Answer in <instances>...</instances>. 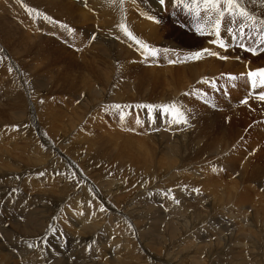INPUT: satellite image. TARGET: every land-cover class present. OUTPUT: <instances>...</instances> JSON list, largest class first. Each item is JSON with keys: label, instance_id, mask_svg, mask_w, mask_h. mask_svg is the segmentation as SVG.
I'll use <instances>...</instances> for the list:
<instances>
[{"label": "rangeland", "instance_id": "374dc122", "mask_svg": "<svg viewBox=\"0 0 264 264\" xmlns=\"http://www.w3.org/2000/svg\"><path fill=\"white\" fill-rule=\"evenodd\" d=\"M38 1H40V2H38ZM65 1H68V2H66V4H65ZM100 1H102V0H97L96 9L94 8V9H92V12L89 11L87 13V16L89 14L92 15L91 21L88 20V22H87L85 20V18L82 19L81 17L77 16L76 12L74 13L75 9L73 8L72 3L79 6V8H81V6H82L83 9H86V7L84 6L85 2L87 3V5H89L91 7L92 5H95V4H93V1L89 2V0H86V1L85 0H83V1L82 0H20V2H18V0H0V12H1L0 13V40H1L0 41L1 42L0 43V86H1L0 88L2 91V86L5 84V82H7L8 78L6 76H8L10 79L9 84L10 85L13 84L14 90L18 91L15 88V83H16L15 81H17V83H19L21 87H23V85H21V82H23L25 84L24 86H25L26 92H27V94H25V92L23 93L27 102L23 100L24 103L20 107L10 106V104H6L7 101L3 102V104H4V105L2 104L3 106H0V110H2L5 113V114H1L0 117L3 120H6V118L8 116V125H1L0 126V129H1L0 130V146H4L6 144L5 142H7L6 146H8L10 149L13 147L10 150L13 153H11L9 155H12L14 159L24 158V159L28 160L29 157L32 158L33 156L25 155V154H22L21 152L22 151L25 152L28 149L27 147H29V146H30L29 148H31V146L34 144V142H35L34 145H36V146L33 145L32 146L33 148L29 149V151H31L32 149L37 147L38 144L41 145L43 135H45L47 132H49V130L59 131L60 130L59 129V126H60L59 123L62 124L61 122H63V124H65L67 122V119L70 118L65 113L66 112L68 113V112H70L71 109H73L75 111V113L79 112V113H82V115H81V121L77 125L79 127L76 126L73 129L74 133H76V138L72 141V144L73 145H79V144L81 145L82 143H83L82 145H86L88 143L94 144L93 147L91 146L90 148L88 145H86L85 150L84 149L79 150V152L82 156L85 154L84 156H86V159L87 158L90 159L89 158L91 156L90 153L92 151H95L96 159L99 160V163L96 164V166H95L96 168L90 167V166H92V165H90L89 167H87V170L90 173L98 174V175H96V178L98 179V181L100 183H103V180L109 181V179H107L106 177H112L111 175L117 171L115 166L118 167L119 164H124V166H123L124 168H126L125 167V165H126V166L131 167V168L134 167V169L136 167H139V166L141 167V168L139 167L140 169H142V167L145 169L144 166H147V168H149V166H150V168L155 169V170H151V171L153 174L154 173H155V175L157 174V176L148 175L149 177L143 176L146 174L141 175L142 173H145L144 169H142V171L141 170L139 171L137 168V169H135L136 171L135 170L131 171L132 172L131 173V179L133 178L132 181L135 180L137 184L140 183V185L138 187L139 190L138 189L136 190L137 193H140L139 191L140 190L142 191V189H143V191L145 190L144 189L145 187L143 186V188H142V186H141V184H143L144 181L145 182L151 181V183H153L155 181L154 183L156 184L157 181L159 183V181L161 180L160 182L163 183L162 179L164 180V178H165L164 182L166 180H168L169 173H173L172 174L173 176H171L169 178V180H171L172 177L177 179L176 177H178V176L185 178V179L187 178L188 180L186 179L185 183H183L181 181L182 183L180 182L179 184H182V186L184 188H185V186H187L186 189L190 192L187 196H185L184 201H183V204L186 205L185 207L189 206L188 216L187 215H180L181 212H179V213H177V216L180 215L179 218L176 216H175L176 218L174 217L175 219L171 218V217H168V218L166 217L162 221L159 220L157 223H153L155 221V219L153 217L155 215V213L151 210L152 207L156 208L157 211H159V210L163 211V210L169 209L168 211L172 212L173 214H174L173 209H175V207L172 206V199L169 200L167 198L166 199L167 202H166V200H164V197H163L164 194L160 195L161 199H159V197H157L160 194V192L163 193L162 191L159 190V191H150L149 194H146L145 198H143V199H150V197H152V198L156 197V199H159V200L151 199V202L149 204L147 203V205H144V208L146 210H150V215L152 214V217L150 219H148L147 217H145L146 219L140 217L139 218L140 220H139L136 216V217H134V219H132V220H134L135 223L132 221H131L132 222L131 223L129 221V222H123L124 224L121 225L122 221L114 220L112 222V220L110 218L108 219V217H106V222H107L108 226H111L112 228H115V227L121 228V226H123V228L125 229L123 231V234H130L131 235V239L136 242V246H137L139 251H140V249L138 247L139 245L137 244V243H139L138 239H140L142 242H144V244H145V242H147L148 244L146 243V245H149V244L151 245V243H152V245H153L152 250L153 251L158 250L157 253L160 251V253H161V254L159 253L160 255L164 254L165 250L169 247L170 244L178 241L180 239L179 236L183 237L185 235L184 233H183V235H180L178 233V234H176L177 237L175 236V238H177V239L174 240L175 238H173L171 240V238L169 236L170 234H168V232L170 231L171 228L168 227V231H167L166 226H170V224L173 221L179 222L178 224L176 223V225H177L176 227L179 230L183 229L184 226H192L191 223H187L186 221L189 219V217H190L189 215L192 214L191 215V217H192L194 213H196V216H197V218H195L196 220L194 219L197 226H207V225L213 226L214 230L216 229L215 231H217V233H221L222 231H224V229L228 227L227 223H229V221L232 222L231 220H233L235 222L234 226H240L241 224L244 226H264V218H263L264 215L260 214V217H262V218L259 219L260 218L259 217L258 219H256L254 217V214H253V213H255V208L254 209L249 208L247 210L248 212L245 211L246 209L241 208L240 212H245V213H247L246 215H244V213L238 212L237 206L238 207L240 205H241L240 207L245 206L244 202L241 203L242 199H240V197L242 195L239 197H236L233 202H230L227 204L228 207L231 206L230 207L231 209L232 208L234 209V207H235L236 208V209H234L235 211H232V212L229 211L226 213L225 212L219 213L220 212V209H219V210H217L219 213V214L217 213V215H216L217 217L210 214L208 212V210H205V211H207V212H205V211H202L204 209L200 208L199 206L191 205V199L194 196L200 198L198 201H203V200H206L207 198H210V195L220 193L221 190L214 188V186H213L215 176L218 173V171H222L224 173L225 172L227 173V172H229V169H231L233 166L237 165V164H234V160L230 161V159L232 156H235V154L232 152H240L241 150H242L241 151L242 154L243 155L245 154L247 156V158H246V156L244 155L246 160L249 163L248 164L249 166L247 167L248 170L247 169H245V170H247L248 173L251 174L250 176H252V174H253V176L256 175L257 177L259 175L261 176V177L259 176L258 178L256 177V179H258V180L256 181L255 184L257 186V190L262 191V188H261L262 183L260 181L264 182L263 181L264 180V170H263L264 169V134L262 135L259 132H255V133L252 132L253 134H251V130L253 127L252 124L257 121V116L262 114L261 109L264 108L263 107L264 104L255 100V103L259 104L262 107H261V109H258V110L256 109V110L252 111L253 113L250 112L249 118L247 116H244L242 113H240L241 111H239V110H238V113L235 114L234 112H236L237 110L236 109L234 110V107L236 108V106H238V104L233 101L235 99H232L228 90L225 89V88H227L226 80L220 79L219 78L220 75L219 76L214 75V76L208 77L210 74H206L205 77H208L210 79L214 78V77L217 78L219 84L221 85V89L224 88L226 90L227 94H224L223 91H221V92L215 91L214 92L207 85L198 84L197 83L198 81L196 82V80L191 83L190 81L192 78L190 79V75H188V74L184 75V77L182 79L179 77V74L181 73V71L183 69H187L189 64L190 65H192V63L194 64V61H184V62H177L175 64H169L168 58L176 59L177 56H179L182 60L184 54L187 52L198 50L201 47H212V46H209L207 43V40L209 39V37H201V36L197 35L193 30H190V27L181 28L179 26L178 21H183L186 19L188 20L189 25L191 24L190 18L185 17L184 14L181 12V10L173 9L170 5L167 8H161L158 5V0H136L135 5L131 2V0H126V3H125L126 22H127L128 26L130 27V29L132 30V32L137 37L143 39L144 41H146L150 45H153L157 48L175 49V52L169 53L168 58H166L164 56V54L161 53V55L155 59L149 58L148 61H144L143 58L140 56L139 52L136 51L135 45L133 44L130 47L129 45L132 44V42L127 41V39L125 37H123L122 34H121L120 40L117 41V39L114 38L115 34L117 33V29L114 27V25L119 20V11H118V9H114L113 7H110L106 2L104 3L103 1L102 2H100ZM61 2H63V3H61ZM39 3L40 4L42 3V4L39 5ZM90 3H92V4L90 5ZM37 4H38V6H36ZM25 5L37 8L40 11L45 12L46 14L52 16L54 19L59 20L63 23H66L74 31L72 33H69V32H67L66 29L59 28L58 25H52V24H49V23L43 21L42 18H39V17L34 18L33 16H30L26 11ZM18 6L21 7L20 8L21 10L19 9ZM49 7H50V9H49ZM69 8L70 9L72 8V9L70 10ZM82 8H81V10H82ZM61 9H63V10H61ZM67 9H69L70 11ZM86 11H88V10H86ZM140 11H144L149 15H155L157 20L160 23L155 22V24H154V21L147 19L146 16L140 15ZM174 11L177 12L178 15H173ZM20 12H22V15H20ZM62 12L64 13V15ZM97 12L99 14H97ZM103 12H104V14H103ZM15 13H17V14H15ZM100 13H101V15H100ZM104 15H106V16H104ZM109 16H113V17H109ZM129 17L139 19L142 22L143 21L149 22V26H150L149 31L147 30V28L143 24H140L143 27L141 29L139 28V30H138V25H136V23L133 20H131L132 22L128 21ZM93 18H94V20H93ZM105 19H106V22H107V20L109 21V22H107L108 24L105 22ZM92 21H94V23H92ZM95 24H97V25H95ZM102 26H104V27H102ZM151 26H153V28ZM92 28H93V30H92ZM2 30L5 32H2ZM7 30H8V32H7ZM144 30H145V32H144ZM153 30H155V32ZM150 31L152 33L153 32L154 33L153 34L151 33L152 34L151 35L149 33ZM4 34H6L7 37H11L12 42L10 43L9 46L4 41L5 36H6V35L4 36ZM91 34L92 35L95 34L96 37H98L97 39L100 40V42L107 43L109 45V46L104 47L105 53H108V54H105L106 57H103L101 55L102 52L97 51V49L94 48V46L97 45L96 40L89 42V36H92ZM147 34H149L150 37ZM154 34L157 35L156 36L157 38L160 37V39L159 38L157 39ZM142 35H143V37H142ZM158 35H160V36H158ZM161 35H162V37H161ZM151 37H152V39H151ZM185 37H186V39H185ZM80 41L81 42L85 41L82 44V46L80 47V49H83V50L87 49V51H89L91 53L87 57H91V55H93V56H95L96 59L101 60V61L95 60L96 61L95 62L93 59H89V60L86 59L89 62L93 61V66L95 65L94 66L95 71H83L82 74L79 73L80 72L79 70H81V69H78L80 66V65H78V64H80L79 63L80 60L78 62L77 60H74V59H80L79 57H80V55H82V54H79V51H77L79 49L76 48V43L80 42ZM22 42L24 44H22ZM100 42L98 43V45L100 44ZM119 42L122 43L125 47H123V46L121 47ZM2 43H3V45H2ZM16 44H17V46H15ZM115 46H116V48H114ZM119 46H120V48H119ZM26 47H28V48H26ZM25 49H27V50L25 51ZM126 49H128V50H126ZM235 49L236 50L234 52L236 53V55H238L240 57L239 61H242V62L246 61V62H249L251 64H257V63H259V61H261V60L257 59L256 57L252 58V56H250L251 55L250 53L243 51L239 47H236ZM116 51H117V53H116ZM128 51L132 52V55H130ZM18 52H20V54L22 53L21 56H19ZM223 52L226 54L227 50L223 49ZM17 53H18V55H17ZM23 53H25V54L23 55ZM109 56H111V57H109ZM72 57H74V59ZM203 59H205V58H203ZM63 60H64V62H62ZM70 60H71V62H70ZM211 60H210V62H211ZM235 60H236V58H235ZM36 62H37V64H36ZM201 63H204V60L201 61ZM39 64H40V66H39ZM66 64H67V66H66ZM72 64L74 66L78 67V68H76L77 72L74 71V69H71ZM97 64L99 66L98 68H97ZM147 64H148V66H150L149 68H148V66H145ZM198 64H200V62ZM107 66H110L112 71H113V75L109 80H106V78L104 77L105 69ZM151 66L153 67V69L150 70ZM8 67H11L13 69V71L8 72V70H7ZM149 70H150V72L152 71V74L149 72ZM5 71H7L8 73ZM154 72L156 74H154ZM158 72H159V75H157ZM164 73H165V75H164ZM233 74L236 75V72ZM122 75H124L123 76L124 78L123 77L121 78ZM84 76H86V77H84ZM114 76H116L118 83L115 84L113 81V84L116 87H118L119 93L111 91V88L108 86V83L110 82V80ZM163 77H165V79L168 80V81H165L166 83L164 82L165 79ZM86 78H89L90 81L92 82L91 86L85 80ZM145 78H146V80H144ZM19 79L21 82L19 81ZM161 79H162V81H161ZM68 80H70V81H68ZM25 81H27V83ZM131 81H133V82H131ZM67 82H69L70 85ZM85 82L87 84H85ZM181 82L188 83L186 88H182L179 85ZM227 83L231 84L232 82H227ZM87 85H88L89 89L87 88ZM176 86H177L176 91L177 90L178 91L177 92L175 91L173 96H169V93L173 90L174 87L176 88ZM190 88H202L205 91H207L208 92V99H209L210 103H204L201 99H199L197 102H198L200 107L198 108V106L195 105V101L194 102L191 101L192 96L183 95V93L188 92L190 90ZM72 90H74L73 91L74 93H72ZM96 91L98 93L103 92V96L100 99L93 101V98H97L98 93H96ZM210 91H212V92H210ZM3 93L4 92L2 91V93H0V95H2V97L4 98ZM91 94H94V95L91 96ZM83 95H88V96L90 95L89 100L93 101V102L91 101L87 105L89 108H87L88 110H85V111H83L81 108V107H84V105L87 103L86 100L83 99L84 98ZM117 95H119L120 97H118ZM153 96H154V98H153ZM29 98H31V103H29L30 102ZM122 98H124V99H122ZM221 98H223V101L221 102L222 104L220 103L219 106H217V104L219 103ZM41 99L44 101L43 102L44 105L42 103H40ZM173 100L176 101V103L179 106H182L184 109H190L191 110L190 112H188L189 126H187L186 128L183 125H175V124L169 125L168 124V127H167L168 129L162 128V130H161L160 126H162V125L160 122H162L163 118H165V117L155 116V113H154L155 118L153 121L149 120V129H148V127L146 126V120L144 119L143 113H142V111H143L144 116H147V114H146L147 110L136 109L134 107V105L136 103H157L158 101H159L158 103H162V102H170ZM191 102L194 104H192ZM101 103H103V104H101ZM49 104L52 106L53 109L56 107L54 110L58 115L56 123L60 119V113L64 112V115L62 117L63 119L61 118L62 120L60 119V122L57 124L55 123L54 125L53 124H47V125L45 124V121L43 120L42 112L39 109L40 107L50 106ZM112 104L132 105L133 106V107L124 109V111L127 114L125 116V121L123 123H121V121L119 119V112L117 110H115V109H111L109 111L104 110L105 106L112 105ZM31 105L34 106V112L40 118L34 117L31 113H27L28 109L31 107ZM212 105H215V107H212ZM213 108H216V109L222 110V111L216 112V115L213 116L214 112L210 110ZM6 109H8V111L11 112L12 116L10 115L9 112H6ZM11 110H17L16 114H12ZM253 116H255L254 120H253ZM137 117H139V119L142 121V123L140 125H137L135 123V120ZM115 118H116V122H117L118 126H120L119 131L116 130L118 128L111 126V130H114V131H113V133L109 134L106 132V130H110L109 129L110 125H114ZM242 118H244L247 121V123H249V121H250L248 126L245 123H243V121H240V119H242ZM214 119L215 120H220V119L223 120L224 119L225 124H223V127L221 128L219 126L218 122L216 123L214 121ZM105 121L108 124L107 127H105ZM100 122H103V123L100 124ZM129 122H131V123L128 124ZM37 123L40 125L39 128H41V129H39L38 131H34V129H35L34 125H36ZM165 123H167L166 119H165ZM102 124H104V125H102ZM82 125H84V126H82ZM225 125H228V127L230 126L231 129H238V128L241 129V132H243V134H244L242 137L243 138L247 137V138L244 140L241 137L239 139L240 143H238V141H237L233 144L234 146L230 144L232 140L231 141L226 140L227 143L229 144V147L225 149V147L223 145V147L221 148L223 150V152L219 151L220 153L218 152V155L217 154L216 155H213V154L210 155L209 154L208 158H205L206 160L199 159L198 162L199 163L201 162L200 164L202 167H206L205 169H211V170L213 167H215L217 169V171L206 172L204 174L203 178H198V180L195 181L192 178V175L195 172V170L196 171H202L199 166H196L197 167L196 168L195 166L193 167V165H191L194 163V160L196 157V155H194V154H196L195 152L197 151V146L196 147L194 146L195 141L198 142L197 141L198 139L201 140L204 136V133H206V132H207V137L202 139L205 141V143H209L211 141V139H215V138H217V140L220 141L223 133L224 134L229 133L228 132L229 129H227V127ZM250 125H251V127H250ZM4 126H6V127H4ZM13 126H15V127H13ZM134 126L137 127L141 132L145 133V135H146L145 137H147V138H142V141L144 142L145 145L147 144L146 149H142V151H141V149H140L141 147L138 146V144H136V145L139 148H136L135 146L131 145V146H133V148H131V146H130V148L132 149V151H130V154L119 155V153H122L120 150L126 147V144L124 145V143H126V142L129 143L130 141L132 142V140L135 141L133 139V136L135 137L136 135H134L133 132L127 133V130L130 129V127L133 128ZM60 127H63V126H60ZM176 127H180V128L182 127V128L177 131V130H174V129H176ZM79 129H82V130L80 131ZM226 129H227V131H226ZM31 130H33V132L30 135V138H32V136H33L34 142H32L31 140H27V138L30 139L29 134H30ZM76 130H77V132H76ZM84 130H85V132H83ZM123 130H125L126 132ZM169 130H170L171 134H170ZM173 130L175 131V133L177 132L178 135H177V133L175 134ZM203 130L205 132H202ZM1 131L4 133H1ZM7 131H9V132L7 133ZM10 131H11V133H10ZM184 131H186L187 134L184 133ZM165 132H167V133H165ZM249 132H250V135H249ZM160 133H161V135H160ZM116 134L119 136V138L118 139H111L112 136H114ZM183 134H185L184 135L185 138H184V136H182ZM96 135H97V137H96ZM179 135H181V136H179ZM167 136H168V138H167ZM108 137H110V138H108ZM182 137L184 140L182 139ZM257 137H259V138H257ZM123 138L124 139L127 138L129 141L124 140ZM36 139H38L39 142H36L35 141ZM86 139H88V140H86ZM180 139H182L183 141L179 142ZM24 140L27 143H25ZM48 140L50 141L51 146H54L57 151L66 153V149H64L63 147H60L58 145H55L56 144L55 133L50 135ZM108 140H109V143H108ZM110 140L118 142L116 145L118 147L117 149H118L119 153L114 151L117 155L114 152L111 153V149L116 148V146H115V144L111 145ZM254 140H256V141H254ZM257 140L259 142V145H258L259 147L257 146V144H258ZM80 141L82 143H80ZM104 141L106 143H104ZM221 141H222V139H221ZM86 142H88V143H86ZM171 142L172 143L174 142L173 143L174 145ZM75 143H78V144H75ZM153 143L155 145H153ZM189 143H190V145H189ZM26 144H27V146H26ZM100 144L101 145L103 144V146H101ZM109 144H110V146H109ZM252 144H253V146H251ZM254 144H255V147H254ZM19 145H22V146H19ZM175 145H176L177 149L179 148L178 149L179 155L181 154L182 148H184L185 146L189 145L188 147L190 149L188 148L186 150V152H184L183 155L185 156V159H184V156L181 157L182 161L185 160V162H183L184 164L181 163V165L179 167L173 168L171 170V168L169 166L172 164L168 165L167 158L171 157V156L172 157L175 156V155H170L171 151H169V150H171L170 146H172V149L175 151V147H174ZM246 146H247V148H246ZM249 146H250V148H249ZM69 147L70 146H68L67 148H69ZM243 147H245V149ZM15 148H18L19 150L15 149ZM87 148H89V149H87ZM50 149H52V148H50ZM109 149H110V151H109ZM152 149L155 151L156 156L150 154ZM253 149H255V150H253ZM260 149H261V151H260ZM144 150H145V152H143ZM83 151H85V152H83ZM139 151H141V152H139ZM88 152H89V156H88ZM104 152H105V154H104ZM245 152L246 153L248 152V153L246 154ZM261 152L263 153V155ZM112 154L113 155L115 154L114 157ZM134 154H136V156ZM191 154H192V156H191ZM68 156L70 158L71 155H68ZM100 156L102 158L103 157L104 158L102 159ZM131 157H133V158H131ZM151 157L154 158L153 162L151 161ZM176 157L177 156H175L176 160L177 159H178V161L181 160V159L176 158ZM248 159H250V160H248ZM11 160H13V159H11ZM162 160H164V161H162ZM165 160H166V162H165ZM227 161H230V162L228 163ZM258 162H259V164H258ZM262 162H263V164H261ZM106 163L109 165H107ZM115 163H117L118 165ZM151 163H153V165ZM23 165H25V164H23ZM28 166H30V165H25L24 168H26ZM151 166H153V167H151ZM21 169H22L21 172H23V168H21ZM76 169H78V166L76 167ZM156 169H157V171H156ZM162 169H164V170H162ZM176 169H178V170H176ZM31 170H33V168L28 169L27 172L30 173ZM232 170L233 171H231V173H233L234 175L241 173L239 171V169H235L234 167ZM252 170L254 171V173H252L253 172ZM256 170H257V172H256ZM138 171H139V173H138ZM133 172H135L134 173L135 175H133ZM159 172H160V174H158ZM260 172H262L261 173L262 175L260 174ZM15 173L19 174L17 169H16ZM255 173H258V174H255ZM106 174L108 176H106ZM116 174H114L113 176H115ZM30 176H31V174H30ZM97 176H99V177H97ZM101 176H103V177L101 178ZM80 177H82V176H80ZM80 177H77V179L75 178V181L73 182V183H75V185H74L75 190L73 189V194L76 195L78 193L79 202H78V200H76L75 202L80 203L79 205L83 206V207L80 206L82 208V209L80 208V213L81 212L86 213L87 212L86 210H88V206H86V205H89L88 204L89 201H91L95 205V203L92 200V198H95V196L88 195V196H91L92 198L89 197L88 198L89 200L87 199V201H82L86 194L80 193V191L84 189V187L86 186L85 184L87 182L84 178H80ZM129 177H126V178H129ZM233 178H236V177L233 176ZM28 179H35V177L28 178ZM205 180H207L206 183H205ZM151 183H149L148 188L151 187ZM208 183L210 185H207ZM191 184H193V185H191ZM258 187H260V188H258ZM55 188L56 187H54L52 189H55ZM106 188H108V187H105L104 189H106ZM193 188H199L200 192L199 193L193 192L192 191ZM244 189L245 188H242V190H244ZM12 191L8 192L10 199L5 197L4 198L5 201L6 200L12 201L11 199L15 198V193H16L15 191L16 190L13 192ZM157 192H159V193H157ZM73 194H70V195H73ZM171 195L175 196L172 193H171ZM262 196H263V194H262ZM69 200H70V197H68L65 200V202L63 204H61L60 202H57L50 197H47L44 202H46V204H48L49 207L47 208V206L45 205L44 202L42 204L38 203L39 205H43V206L39 207V205L37 204V199L34 196L30 197L26 193H23V202L21 204H17L15 206V212H17L18 210H19L18 212H20L21 209H25V213H28L29 211H31V210H28L25 208V205L27 202L28 206L32 207V209L35 207V209H33V210H37L36 214H38V215L40 214L41 215L40 218L42 217V214H43V217L47 216V218H48L47 220L49 222L47 221V223L44 225L45 227H46V225L47 226L53 225L54 228L56 229L55 232L50 231L49 229L46 231V232H50L48 234V237H47V244L46 245L42 242H39V241H41L40 239H37V237H43L45 235V234L43 235L42 233H41L42 235L39 234L38 236H33V237L31 236L30 241H32V242L27 240V242L31 243V244H36V245L40 244L38 247H35L32 249H30L28 247H22L23 249L26 248V250L28 251L25 255L28 260L34 261L37 264H57V263L58 264H77V263L80 264L76 260L77 256L75 255V252L73 253V252L68 251V252L64 253L65 250L63 249V246L60 245L61 243L68 244L69 238L61 235V233H63V232H62L60 226H63V225H61L59 222H62V223L64 222L65 224H70V225H78V222H82V220L83 221L85 220V218H83L82 214H81L82 218H83V219L81 218L82 220L78 219L77 216L75 215V213H77L75 211H77L78 208L74 207V208L68 209V207H69L68 205L71 206L72 204H75V203L71 204L69 202ZM53 201H55L56 204ZM237 201H238V203H240V205H237ZM100 202L102 204L101 200H99V201L97 200L96 208H98V209H99V206L101 205ZM168 202H169V204H167ZM0 203L1 204L3 203L2 198H0ZM85 203H87V204L85 205ZM93 204H91V206L94 207ZM173 204H174V202H173ZM18 206H19V209H18ZM0 207H1V205H0ZM42 207L45 208V209H43V211L45 210L44 212L41 209ZM72 207H73V205H72ZM39 208L41 209L40 211H38ZM46 210H48V211H46ZM11 212H13V210L10 211V214H7L3 218V221L1 222L2 224L0 225V233H1L0 236H3V234H5L8 231H9V233H13V230L15 228L12 227V224L13 225H17V224L19 225L20 224V226H21L22 223H20V222L25 221L28 217L32 218L34 215V214H29V216L25 215L20 220H18L17 217L15 216V214H13ZM71 212H73V213H71ZM183 212H184V210L182 211V213ZM100 213H101V211H100ZM104 213H105V211L101 214H104ZM163 213H168V212L163 211ZM237 213L240 215H238ZM36 214L34 215L35 220H37L36 217H38V215H36ZM209 214H210V217L208 219ZM230 214H234L235 216H239V217H241V219H234V218H232L233 215L230 216ZM252 215H253V217H252ZM54 216L58 217V219L53 220L52 217H54ZM182 216H183V218H181ZM204 216H206V217L204 218ZM243 216H246V217L243 218ZM50 217H51V219H50ZM185 219H186V221H185ZM67 220L69 221V223L65 222ZM137 220H138V222H137ZM141 220H143L142 221L143 224L141 223ZM152 220H154V221H152ZM255 220H256V222H255ZM239 221H241V222H239ZM160 222H162V223H160ZM37 223H39V222H37ZM126 223H127V225L131 224L132 228H129L127 225H125ZM138 223L142 224L145 227L143 229H141L139 227L140 224H138ZM164 223H167V224H164ZM198 223H199V225H198ZM8 224H9V226H8ZM161 224H162V227H160ZM229 224H231V223H229ZM40 225H41V223H40ZM152 225L153 226L154 225L159 226L158 228L162 229L160 231H155V233L159 234V235L164 234L163 235V242H164L163 244L164 245H162L160 243V239L156 240L157 235L153 234L154 235L153 241L151 240L152 238L150 239V237L148 236L147 230L151 231V228L148 226H152ZM174 225L175 224H173V226ZM21 227L26 228L27 226H21ZM180 227H182V228L180 229ZM11 228H13V229H11ZM194 228L195 227L188 228V230L186 232L188 234H191V233H193L194 230H192V229H194ZM199 229L200 230L195 229L196 232L195 231L194 232L196 234L208 232V230L211 228L208 229L207 227L206 228L202 227ZM233 230L235 231V228ZM233 230H230V228L228 227V230L224 231L223 233H226L227 235H229L227 232H229V233L234 232ZM259 230H260V232H259ZM15 231L16 230H14V233H16ZM141 231L143 232V234ZM255 231L256 232L258 231L257 232V233H259L258 236L262 237L260 239H264V229L263 228L261 229V227H258V228L256 227ZM261 233H262V235H261ZM140 235L141 236L143 235V236L139 237ZM164 237H166V239H164ZM100 239H97V238L95 239V242H96L95 246L99 247L97 253L94 256L95 259H97L100 256L99 255L100 250H106L107 248H109L110 246L113 245V242H112L113 239L111 237H108L107 234L102 235L100 237ZM168 239H169V241H168ZM195 240H197V239H195ZM1 241H2V243H4L3 240H0V246H1ZM198 241L199 240H197V242ZM79 242H80V240H79ZM263 244H264V242H263ZM82 247H84L85 250H88V249H86L85 246H82ZM2 248L4 249V250H2V253L6 254V256L8 253H11V251L8 250L5 246H3ZM22 248H20V249H22ZM102 248H104V249H102ZM154 248L155 249L157 248V250H155ZM161 248H164V250ZM41 249H43V251H41ZM145 251L146 250L142 251L143 252V253H141L142 256L147 255L145 253ZM149 252L152 253L151 251H149ZM15 254L17 255V252H15ZM66 254H69V255H66ZM229 254L232 256V258H235L236 256L241 255V253L239 252V247H233L232 250L229 252ZM8 256L12 257V255H8ZM28 256H30V257H28ZM110 256L111 257L113 256L112 252L109 254V257ZM73 257H74V259H73ZM129 257H130V255H129ZM6 258L9 259L8 257H6ZM86 258H88V257H86ZM86 258H85V261L87 262ZM203 259H205V258H203ZM50 260H52L53 262ZM125 260H126L125 262H128L129 258H125ZM145 261L143 260L140 263L141 264H143V263L152 264L151 262H149V259L147 260L148 262H145ZM237 262H240V264H243L244 263L243 256H240L239 258H237ZM0 264H4V263H0ZM187 264H194V262L192 261L190 263L187 260Z\"/></svg>", "mask_w": 264, "mask_h": 264}, {"label": "bare ground", "instance_id": "6f19581e", "mask_svg": "<svg viewBox=\"0 0 264 264\" xmlns=\"http://www.w3.org/2000/svg\"><path fill=\"white\" fill-rule=\"evenodd\" d=\"M83 1V0H82ZM86 1V0H85ZM90 1H93V4L95 5H92L91 7L88 5V7L86 9H83L82 6V10L81 8H79V6H77L76 4H73V9L74 10V13L76 12L77 13V16L78 17H81L82 19L85 18V20L88 22L91 21V16L92 15H88L87 16V13L89 11L92 12V9H96V6H97V0H89ZM104 3L106 2V0H102ZM100 1V2H102ZM28 2V1H27ZM37 2V1H36ZM40 2V1H38ZM56 2V1H55ZM66 2L68 1H65V4ZM81 2V1H80ZM156 2V1H155ZM246 2L248 3V6L250 9H254L257 13H264V0H255V5H253V3L251 2V0H246ZM43 3V2H42ZM41 3V4H42ZM45 3V2H44ZM63 3V2H61ZM17 4V3H16ZM39 3V5H41ZM78 4V3H77ZM92 3H90L91 5ZM148 4V3H147ZM150 4V3H149ZM63 5V4H62ZM82 5V4H81ZM85 5V4H84ZM155 5V4H154ZM17 6V5H16ZM38 6V4L36 5ZM60 6V5H59ZM19 9L21 8L20 6H18ZM42 7V6H41ZM40 7V8H41ZM67 7V6H66ZM65 7V8H66ZM156 7V6H155ZM62 8V7H61ZM110 8V7H109ZM50 9V7H49ZM58 9V8H57ZM64 9V8H63ZM61 9V10H63ZM70 9V8H69ZM67 9V10H69ZM72 9V8H71ZM70 9V10H71ZM21 10V9H20ZM46 10V9H45ZM66 10V9H65ZM69 10V11H70ZM88 10V11H86ZM18 11V10H17ZM112 11V10H111ZM19 12V11H18ZM65 12V11H64ZM73 12V11H72ZM90 12V13H91ZM1 13V12H0ZM45 13V12H44ZM63 13V12H62ZM113 13V12H112ZM17 14V13H15ZM19 14V13H18ZM97 14H99L97 12ZM104 14V12H103ZM111 14V13H110ZM20 15H22V12H20ZM64 15V13H63ZM67 15V14H66ZM71 15V14H70ZM101 15V13H100ZM108 15V14H107ZM87 16V17H86ZM95 16V15H94ZM106 16V15H104ZM100 17V16H99ZM103 17V16H102ZM108 17V16H107ZM109 17H113V16H109ZM21 18V17H20ZM97 18V17H96ZM29 20V19H28ZM94 20V18H93ZM104 20V19H103ZM112 20V19H111ZM110 20V21H111ZM131 20H133L136 25H138V30L139 28L141 29L143 26L140 25V24H143L147 30L149 31V22L147 21H141L139 19H136V18H133V17H129V20L130 22H132ZM97 21V20H96ZM95 21V22H96ZM105 22H106V19H105ZM107 22H109L107 20ZM106 22V23H107ZM142 22V23H141ZM91 23V22H90ZM92 23H94V21H92ZM100 23V22H99ZM105 23V24H106ZM160 23V22H159ZM167 23V22H166ZM84 24V23H83ZM108 24V23H107ZM106 24V25H107ZM155 24V22H154ZM22 25V24H21ZM97 25V24H95ZM94 25V26H95ZM103 25V24H102ZM152 25V24H151ZM92 26V25H91ZM132 26V25H131ZM2 27V26H1ZM5 27V26H4ZM97 27V26H96ZM104 27V26H102ZM101 27V28H102ZM153 28V26H151ZM136 28V27H135ZM93 30V28H92ZM95 30V29H94ZM22 31V30H21ZM147 31V32H148ZM155 32V30H153ZM162 31V30H161ZM178 31V30H177ZM2 32H5L2 30ZM8 32V30H7ZM145 32V30H144ZM153 32V33H154ZM11 33V32H10ZM15 33V32H14ZM150 34L152 33L151 31L149 32ZM152 33V34H153ZM151 34V35H152ZM157 34V33H156ZM6 34H4L5 36ZM9 35V34H8ZM92 35V34H91ZM141 35V34H140ZM149 35V34H147ZM155 35V34H154ZM163 35V34H162ZM161 35V37H162ZM165 35V34H164ZM2 36V35H1ZM10 36V35H9ZM157 35H155L156 37ZM160 36V35H158ZM90 37V36H89ZM143 37V35H142ZM150 37V35H149ZM154 37V36H153ZM4 38V37H3ZM14 38V37H13ZM98 37H96V42H97V45L94 46L95 49H97V51H101V55L103 57H106L105 54H108V53H105V46H109L107 43H102L100 42L99 39H97ZM157 38V37H156ZM160 39V37H158ZM157 38V39H158ZM188 38V37H187ZM150 39V38H149ZM152 39V37H151ZM150 39V40H151ZM186 39V37H185ZM199 39V38H198ZM17 40V39H16ZM1 41V40H0ZM3 41V40H2ZM5 43L8 44V46L10 45V43L12 42L11 40V37H7V35L5 36V39H4ZM15 41V40H14ZM118 41V40H117ZM155 41V40H154ZM85 41L83 42H77L76 43V48L79 49L77 51H79V54H82L80 55V59H74V57H72L74 60H77L79 62L80 60V65L79 68L77 66H74L72 64L71 66V69H74V71H76V68L78 69H81L79 70L82 74L83 71H95L94 70V66H93V61H87L86 59H93L94 61L97 60V61H101L99 59H96L95 56L91 55V57H87L89 56V54H91L89 51H87V49H80V47L82 46V44L84 43ZM100 42V44L98 45V43ZM121 42V41H120ZM119 42V43H120ZM1 43V42H0ZM94 43V42H93ZM118 43V42H117ZM22 44H24L22 42ZM107 44V45H106ZM116 44V43H115ZM3 45V43H2ZM5 45V44H4ZM121 47H125L122 43H120ZM17 46V44L15 45ZM112 46V45H111ZM211 46V45H209ZM19 47V46H18ZM21 47V46H20ZM213 47V50H216V51H219L222 55H227L229 57L228 60H219L215 57H205V59H200L199 61H194V64L192 63V65H188L187 69H183L181 71V73L179 74V77L182 79L184 77V75H190V79H191V83L193 81L196 80L199 81V79H201V77H205L206 74H210L208 77H211V76H219L221 73H235L236 72V75L239 76V74L241 72H246L248 68H257V67H264V53H258L257 55H251L252 58L256 57L257 59L261 60L259 61V63L257 64H251L249 62H242V61H239V60H235V58L238 56L236 55V53L234 52L236 49V47H229L227 49V53L225 54L223 52V49H218V48H215L214 46ZM24 48V47H23ZM28 48V47H26ZM31 48V47H30ZM29 48V49H30ZM116 48V46L114 47ZM120 48V46H119ZM14 49V48H13ZM122 49V48H121ZM234 49V50H233ZM20 50V49H19ZM18 50V51H19ZM27 49H25L26 51ZM109 50V49H108ZM128 50V49H126ZM125 50V51H126ZM17 51V50H16ZM29 51V50H28ZM23 52V51H22ZM129 52V51H128ZM19 53V56H21L20 52ZM17 53V55H18ZM117 53V51H116ZM249 53V52H247ZM25 53H23L24 55ZM130 55H132V52H129ZM110 55V54H109ZM74 56V55H73ZM247 56V55H246ZM111 57V56H109ZM248 58V57H247ZM37 59V58H36ZM41 59V58H40ZM64 59V58H63ZM212 59V60H211ZM21 60V59H20ZM65 60V59H64ZM64 60L62 62H64ZM204 60V63H201V61ZM211 60V62H210ZM43 62V61H42ZM68 62V61H67ZM71 62V60H70ZM74 62V61H73ZM96 62V61H95ZM200 62V64H198ZM75 63V62H74ZM98 63V62H97ZM5 64V63H4ZM37 64V62H36ZM42 64V63H41ZM64 64V63H63ZM198 64V65H197ZM76 65V64H75ZM160 65V64H159ZM166 65V64H165ZM246 65H247V68H246ZM40 66V64H39ZM47 66V65H46ZM51 66V65H50ZM64 66V65H63ZM67 66V64H66ZM142 66V65H141ZM145 66H148L145 65ZM98 64H97V68H98ZM150 66H148L149 68ZM146 68V67H145ZM8 69V68H7ZM153 69V67L151 66L150 70ZM58 70V69H57ZM140 70V69H139ZM149 70V72H150ZM71 71V70H70ZM7 72V71H5ZM25 72V71H24ZM57 72V71H56ZM77 72V71H76ZM8 73V72H7ZM92 73V72H91ZM152 74V71L150 72ZM170 73V72H169ZM84 74V73H83ZM154 74H156L154 72ZM153 74V75H154ZM22 75V74H21ZM113 75V71L111 69L110 66H107L106 69H105V73H104V77L106 78V80H109ZM152 75V76H153ZM159 75V72L158 74ZM163 75V74H162ZM165 75V73H164ZM124 75L121 76V78L123 77ZM147 76V75H146ZM173 76V75H172ZM8 78L7 82H5V84L2 86V91L4 92V98L2 97V95H0V106H3V102H6V104H10V106H17V107H20L24 101L27 102L25 96H24V92L25 94H27L26 92V88H25V84L23 82H21V85H23V87L20 86L19 83H17V81H15V88L19 91H16L14 90L13 88V84L10 85L9 82H10V79L8 76H6ZM23 77V76H22ZM53 77V76H52ZM86 77V76H84ZM124 78V77H123ZM150 78V77H149ZM165 79V77H163ZM215 78V77H214ZM153 79V78H152ZM18 80V79H17ZM87 81V83L91 86L92 85V82L90 81L89 78H86L85 79ZM132 80V79H131ZM146 80V78L144 79ZM70 81V80H68ZM113 81L114 83H118V80L116 78V76H114L110 82L108 83V86L111 88V91H114L116 93H119L118 91V87H116L114 84H113ZM152 81V80H151ZM162 81V79H161ZM165 81H168V80H164ZM74 82V81H73ZM133 82V81H131ZM69 84V82H67ZM72 83V82H71ZM85 82V84H87ZM166 83V82H165ZM3 84V83H2ZM76 84V83H75ZM233 84H235V86H233ZM70 85V84H69ZM182 88H186V86L188 85V83L186 82H181L179 84ZM95 86V85H94ZM169 86V85H168ZM1 87V86H0ZM108 87V88H109ZM160 87V86H159ZM87 88H88V85H87ZM242 88H244V90H242ZM89 89V88H88ZM177 89V86L176 88L174 87L173 90L169 93V96H173L175 91ZM227 90V88H225ZM224 88L221 89V91H223V93L225 94V90ZM229 91L231 93V98L232 99H235L233 100L235 103L238 104V106H236V108L234 107V110L236 109L237 111L234 112L235 114L238 113V110L241 111L240 113H242L244 116H247L249 118L250 116V112L253 113L252 111L254 110H258V109H261L262 106H260L259 104H256L255 103V99H250L249 100V105H241L239 103V101L241 99H243V97L245 95H242L241 93L243 92H246L248 91V87L245 83L244 80H238L236 82H232L231 84H229V87H228ZM233 89V90H232ZM183 90V89H182ZM1 91V88H0V93H2ZM74 90H72V93ZM122 91V90H121ZM178 91V90H177ZM176 91V92H177ZM220 91V92H221ZM68 92V91H67ZM96 93H98L96 91ZM94 95V94H91V96ZM103 96V92H99L97 94V98H93V101L97 100V99H100L101 97ZM118 97H120L119 95H117ZM163 96V95H162ZM83 99L86 100V104L84 105V107H81L83 111L85 110H88L87 108H89L87 105L92 101H90V95H83ZM154 98V96H153ZM124 99V98H122ZM161 99V98H160ZM24 100V101H23ZM30 102L31 103V98H29ZM159 100V99H158ZM199 98L196 97V96H192V99L191 101L194 102L195 101V105L198 106V108L200 107L199 104H198V101ZM92 101V102H93ZM161 101V100H160ZM223 101V98L220 99L219 103L217 104V106H219V104ZM159 102V101H158ZM157 102V103H158ZM191 102V103H192ZM3 104V105H2ZM43 104V103H42ZM94 104V103H93ZM103 104V103H101ZM194 104V103H192ZM216 104V103H215ZM222 104V103H221ZM44 105V104H43ZM47 105V104H46ZM50 105V104H49ZM105 105V104H104ZM210 105V104H209ZM227 105V104H226ZM258 105V106H257ZM102 106V105H101ZM54 107V106H53ZM94 107V106H93ZM92 107V108H93ZM98 107V106H97ZM209 107V106H208ZM213 107V106H212ZM264 107V106H263ZM27 108V107H26ZM56 108V107H55ZM55 108L53 109L52 106H45V107H40V111L42 112V115H43V120L45 121V124H55L56 121H57V113L54 111ZM96 108V107H95ZM253 108V109H252ZM127 109V108H126ZM124 110V109H123ZM211 111L214 112V115H216V112H219V111H222V110H218L216 108H213V109H210ZM12 111V114H16V111L17 110H11ZM82 111V112H83ZM104 111V110H103ZM262 111V114L257 116V121L255 123H253V127H252V130H251V134L255 133V132H259L260 134H264V108L261 109ZM6 112H9L10 115H11V112L8 111V109H6ZM90 112V111H89ZM27 113H31L34 117H38L40 118L35 112H34V106L31 105V107L28 109V112ZM233 113V114H234ZM1 114H5L2 110H0V115ZM65 114H67L70 118L67 119V122L65 124H63V122H61L62 124H60V119L63 117L64 115V112H61L60 113V119L58 120L57 123H59L60 126H63V127H60L59 126V131H54V130H49V132H47L45 135H43L42 137V144H38L37 147H35L34 149H32L31 151H29V149L33 148L32 146L35 144L34 142V137L32 136V138H30V135L32 134L33 130L30 131V134H29V138L28 139L27 137V140H31L32 142H34V144L31 146V148L27 147L28 149L25 151V152H21L22 154H25V155H31L33 156L32 158L29 157V161L24 159V158H20V159H14L12 155H9L11 153H13L12 151H10L11 149L6 146L7 142H5L6 144L4 146H0V198H2V204L0 203L1 207H0V225L2 224L1 222L3 221V218L7 215V214H10V211L13 210V214H15V216L17 217L18 220H20L23 216L25 215H28L29 214H36L37 210H33L35 209V207L32 209V207H29L28 206V203L26 202V205H25V208L28 209V210H31L29 211L28 213H25V209H21L20 212H15V206L17 204H21L23 202V193H26L28 196H34L36 199H37V204L39 203H43L45 201V199L47 197H50L52 199H54L55 201L57 202H60L61 204H63L65 202V200L70 197V200L69 202L72 204V203H75V204H72L68 205V209L70 208H78L77 213H75V215L77 216L78 219H81L82 218V215H83V218H85V220L83 221L82 219V222H78V225H70V224H64L62 222H59L61 225L63 226H60L61 227V230H62V236L64 237H67L69 238V243L68 244H64V243H61L60 245L63 246V249L65 250L64 253L70 251V252H75V255L77 256V262H79L80 264H139L141 261H145V262H148L147 260L149 259V262H151L152 264H187V260L191 263L192 261L194 262V264H240V262H237V258H239L240 256H243V259H244V263L243 264H264V239H260L262 237H259V233H257L255 231V228L257 227H261V229L263 228L264 229V226H244V225H240V226H234L235 225V222L233 220H231L232 222L229 221V223H227V226L230 228V230H233L235 228V231L234 232H227L229 235H227L226 233H223L224 231L228 230V227L224 229V231H222L221 233H217V231L214 230L213 226H197V224L195 223V218H197L196 216V213L193 214V216L191 217V215H189V219L186 221L187 223H191L192 226H184L183 229H181L182 227H180L181 230H179L176 226V223L178 224L179 222H172L170 224V226H166L167 227V231H168V227L171 228L170 231L168 232V234H170V238L171 240L173 238H175L176 234H180V235H183V233L185 234L183 237H180L179 236V240L170 244L169 247L165 250L164 254L160 255V251L157 253V248L155 250L157 251H153V245L151 243V245H146L147 242H142L140 239H138V242L137 243L139 246V249L140 251L138 250L137 246H136V242L133 241L131 239V235L130 234H123V231L125 230L123 228V226H121V228H118V227H115V228H112L111 226H108L107 225V222H106V217H108V219L110 218L112 220V222L114 220H120L122 221L121 225H123L124 223L123 222H134V217L137 216V218L139 219L140 217L146 219L145 217H147L148 219H150L152 217V214L150 215V210H146L144 208V205H147V203L149 204L151 202V199H154V200H159L161 199V196L162 194H164V200H166L167 198L169 200H171L169 198V196H166L165 195V192H167L168 189H172L171 193L175 195L176 199H178L180 201L179 204H176L174 203L173 204V201H172V206L175 207V209H173V212H169L168 210H163V211H167L168 213H163V211H157L156 208L152 207V211L155 213V215L153 216L155 221L153 223H157L159 220H164L166 217H171V218H174L175 216L179 218L180 215H187L188 216V211H189V206L188 207H185L186 205L183 204V201H184V198L185 196H187L190 192L186 189V187L184 188L182 186V184H179L181 181L183 183L186 182V179L185 178H182V177H176L177 179H175L174 177L171 178V180H169V178L171 176H173L172 174L173 173H169L168 175V180H164L162 179L163 183L159 181H157V183L155 184L154 182L151 183L150 182H145L143 184H141L142 188L143 186L145 187L144 191L142 189V191L140 190L139 192L140 193H137V189L139 190V185L140 183H136V181H132L131 179V171L132 170H135L138 168V170L142 171V169H144L142 167V169H140L139 167H136L134 169L131 168V167H128L125 165L126 168H124V164H119V166H115L117 171L115 173H113L111 176L112 177H106L108 180H103V183H100L98 181V179L96 178V175L98 174H95V173H90L88 172L87 170V167H93V168H96V164L99 163V160L96 159V155H95V151H92L90 153V159H86V156H82L79 152V150H85V146L88 145L89 148L92 146L93 147V143H88L86 145H82L83 143L80 141V143H82L81 145H73L72 144V141L76 138V133H74L73 129L78 125V123L81 121V115L82 113H75V111L73 109L70 110V112H66ZM103 114V113H102ZM255 114V113H254ZM252 115V114H251ZM12 116V115H11ZM66 116V115H65ZM64 116V117H65ZM67 116V117H68ZM98 116V115H97ZM117 116V115H116ZM243 117V116H242ZM254 117L253 116V120H254ZM18 119V118H17ZM63 119V118H62ZM61 119V120H62ZM91 119V118H90ZM101 119V118H100ZM118 119V118H117ZM165 119L166 118H163L160 128L162 130V128H165V129H168V123H165ZM41 120V119H40ZM83 120V119H82ZM10 121V120H9ZM20 121V120H19ZM99 121V120H98ZM103 121V120H102ZM214 121L218 124L219 126L222 128L223 127V124H225L224 122V119L223 120H215ZM240 121H243V123H245L247 126L248 124L250 123H247V121L242 118L240 119ZM114 122V121H113ZM56 123V124H57ZM103 123V122H100V124ZM116 122V118H115V122H114V125H110V130H106L107 133L111 134L113 133L114 130H111V126L112 127H115V128H118L116 129L117 131H119V127L118 124ZM252 123V122H251ZM82 124V123H81ZM1 125H8V116L6 118V120H3L1 117H0V126ZM34 125V124H33ZM104 125V124H102ZM35 126V129L34 131H38L39 129V124L37 123ZM84 126V125H82ZM108 124L106 123L105 121V127H107ZM227 127V129H229V133L228 134H222V141L220 139V141L217 140V138L215 139H211V141L209 143H205L204 140H202L203 138L207 137V132L204 133V136L201 140H197L198 142L195 141L194 143V146L196 147L197 146V151L195 152L196 154V157H195V160H194V163L191 164L193 165V167L195 166H199L200 169L202 171H196L193 173L192 175V178L196 181L198 180V178H203L204 177V174L206 172H212L211 169H205L206 167H202L201 166V162L199 163V159H204L206 160L205 158H208L209 154H213V155H218V152L219 151H222L223 150L221 149L224 145L225 149L229 147V144L227 143L226 140H232L231 141V145H233L235 142L238 141V143H240L239 139L244 135L243 132H241V129H231L230 126L228 127V125H225ZM224 126V127H225ZM240 126V125H239ZM6 127V126H4ZM79 127V126H77ZM235 127V126H234ZM233 127V128H234ZM83 128V127H82ZM102 128V127H101ZM123 128V127H122ZM134 128V130H132ZM130 129L127 130V133L128 132H133L134 135H136L135 137L133 136V139L135 141L132 140V142L130 141L129 143L126 142L124 143V145L126 144V147L121 149L120 151L122 153H119L118 152V147H117V141H111L110 140V143L111 145L115 144L116 148H113L111 149V153L116 151L117 153H119V155L121 154H130V151H132L131 148H133V146H135L136 148H139L137 147L136 144H138V146H140L141 148V151L142 149H146V145L144 144V142L142 141V138H147L145 137V133L144 132H141L137 127H133ZM182 128V127H181ZM180 127H176V129L174 130H180L181 129ZM186 128V127H185ZM226 129V131H227ZM1 130V129H0ZM7 130V129H6ZM15 130V129H14ZM80 131L82 129H79ZM78 130V131H79ZM173 130V131H174ZM23 131V130H22ZM125 131V130H123ZM9 131H7L8 133ZM77 132V130H76ZM85 132V130L83 131ZM126 132V131H125ZM148 132V131H147ZM164 132V131H163ZM170 132V130H169ZM202 132H205L204 130ZM253 132V133H252ZM1 133H4L1 131ZM11 133V131H10ZM26 133V132H25ZM24 133V134H25ZM56 135V144L55 145H58L60 147H63L64 149H66V153H63V152H60V151H57L56 148L54 146H51V143L50 141L48 140L49 136L54 134ZM81 133V132H80ZM167 133V132H165ZM164 133V134H165ZM175 133V131H174ZM177 133V132H176ZM175 133V134H176ZM184 133H186V131H184ZM82 134V133H81ZM89 134V133H88ZM171 134V132H170ZM180 134V133H179ZM187 134V133H186ZM257 134V133H256ZM14 135V134H13ZM161 135V133H160ZM167 135V134H166ZM178 135V133H177ZM185 134H183L182 136H184ZM249 135H250V132H249ZM248 135V136H249ZM261 135V136H262ZM111 136V135H110ZM169 136V135H168ZM167 136V138H168ZM172 136V135H171ZM181 136V135H179ZM256 136V135H255ZM260 136V135H259ZM36 137V136H35ZM97 137V135H96ZM122 137V136H121ZM120 137V138H121ZM161 137V136H160ZM164 137V136H163ZM174 137V136H173ZM172 137V138H173ZM196 137V136H195ZM19 138V137H18ZM21 138V137H20ZM25 138V139H26ZM79 138V137H78ZM110 138V137H108ZM119 136L116 134L114 136H112L111 139H118ZM153 138V137H152ZM162 138V137H161ZM185 138V136H184ZM243 138V137H242ZM247 137L243 138L244 140L246 139ZM259 138V137H257ZM124 139V138H123ZM175 139V138H174ZM183 139V137H182ZM180 139L179 142H182L183 140ZM193 139V138H192ZM191 139V140H192ZM54 140V139H53ZM88 140V139H86ZM107 140V139H106ZM124 140H128L127 138H125ZM166 140V139H165ZM196 140V139H195ZM25 141V140H24ZM36 142H39L38 139L35 140ZM103 141V140H102ZM119 141V140H118ZM121 141V140H120ZM129 141V140H128ZM170 141V140H169ZM256 141V140H254ZM40 142V143H41ZM78 142V141H77ZM84 142V141H83ZM246 142V141H245ZM258 142V140H257ZM24 143V142H23ZM25 143H27L25 141ZM58 143V144H57ZM104 143H106L104 141ZM103 143V144H104ZM108 143H109V140H108ZM121 143V142H120ZM172 143V142H171ZM174 143V142H173ZM172 143V144H173ZM247 143V142H246ZM249 143V142H248ZM32 144V143H31ZM72 144V145H71ZM75 144H78V143H75ZM103 144L101 146H103ZM167 144V143H166ZM250 144V143H249ZM13 145V144H12ZM106 145V144H105ZM104 145V146H105ZM108 145V144H107ZM120 145V144H119ZM133 145V146H131ZM153 145H155L153 143ZM174 145V144H173ZM190 145V143H189ZM188 145V146H189ZM236 145V144H235ZM243 145V144H242ZM259 145V142L257 144V146ZM16 146V145H15ZM19 146H22V145H19ZM27 146V144H26ZM36 146V145H34ZM68 146H70L69 148H67ZM110 146V144H109ZM131 146V148H130ZM188 146H185L184 148H182L181 150V154L179 155L178 153V149L176 148V145L174 146L175 147V151L172 149V146H170V149L169 151H171L170 155H175L177 156L176 158H179L181 159L180 161H178V159L176 160L175 159V156H171V157H168L167 158V163L168 165L169 164H172L170 165L169 167L171 168V170L173 168H176V167H179L181 165V163L185 162L182 161V158L184 155V152H186V150L189 148ZM234 146V145H233ZM240 146V145H239ZM244 146V145H243ZM248 146V145H247ZM246 146V148H247ZM253 146V144L251 145ZM173 147V148H174ZM178 147V146H177ZM218 147V148H217ZM254 147H255V144H254ZM253 147V148H254ZM259 147V146H258ZM257 147V148H258ZM20 148V147H19ZM23 148V147H22ZM52 148V149H50ZM87 148V149H89ZM233 148V147H232ZM245 149V147H243ZM250 148V146H249ZM252 148V147H251ZM15 149H18V148H15ZM97 149V148H96ZM190 149V148H189ZM19 150V149H18ZM94 150V149H93ZM100 150V149H99ZM249 150V149H248ZM252 150V149H251ZM255 150V149H253ZM21 151V150H20ZM91 151V150H90ZM89 151V152H90ZM107 151V150H106ZM110 151V149H109ZM108 151V152H109ZM139 151V152H141ZM242 151V150H241ZM232 152L235 154V156H232L230 161H233L234 160V164H237L235 166H233L235 169H239V171L241 173L237 174V175H234L233 173H231V171H233V167L231 169H229V172H222V171H218V173L216 174L215 176V179H214V182H213V186L214 188H217V189H220V193L218 194H213V195H210V198H207L206 200H203V201H198L200 198L198 197H193L191 199V205H196V206H199L200 208L204 209L202 211H205V210H208V212L214 216L217 215L218 211L220 209V212L219 213H222V212H229V211H235L234 209H236L234 207V209L228 207V203L230 202H233L234 199L236 197H240V199H242L241 203L244 202L245 206H242L240 207V203H238L237 201V205H240L239 207L237 206L238 208V212L239 213H244V215H246L247 213L245 212H240V209L241 208H244L246 209L245 211H247L249 208H252L254 209L255 208V213L254 214V217L256 219H258L260 217V214L261 215H264V182L260 181L262 183V191L260 190H257V186H256V181L258 179H256V175L253 176H250L251 174L248 173V169L247 167L249 166L248 164V161L246 160L245 156L242 154V152ZM244 151V150H243ZM261 151V149H260ZM82 152V151H81ZM85 152V151H83ZM89 152H88V156H89ZM97 152V151H96ZM102 152V151H101ZM129 152V153H128ZM145 152V150L143 151ZM142 152V153H143ZM148 152V151H147ZM189 152V151H188ZM263 152V151H262ZM261 152V153H262ZM110 153V154H111ZM115 153V152H114ZM138 153V152H137ZM191 153V152H190ZM220 153V152H219ZM244 153V152H243ZM246 153V152H245ZM248 153V152H247ZM246 153V154H247ZM83 154V153H82ZM103 154V153H102ZM105 154V152H104ZM116 154V153H115ZM114 154V155H115ZM150 154L155 155V151L152 149ZM68 155H71L70 158ZM109 155V154H108ZM113 155V154H112ZM113 155V157H114ZM117 155V154H116ZM136 156V154H134ZM143 155V154H142ZM168 155V154H167ZM186 155V154H185ZM260 155V154H259ZM263 155V153H262ZM103 156V155H102ZM107 156V155H106ZM138 156V155H137ZM192 156V154H191ZM261 156V155H260ZM101 157V156H100ZM128 157V156H127ZM142 157V156H141ZM140 157V158H141ZM150 157V156H149ZM102 158V157H101ZM104 158V157H103ZM102 158V159H103ZM111 158V157H110ZM133 158V157H131ZM192 158V157H191ZM218 158V157H217ZM222 158V157H221ZM13 159V160H11ZM136 159V158H135ZM147 159V158H146ZM184 159H185V156H184ZM194 159V158H193ZM109 160V159H108ZM156 160V159H155ZM203 160V161H204ZM250 160V159H248ZM138 161V160H137ZM151 161L153 162L154 161V158L151 157ZM164 161V160H162ZM230 161H227L228 163ZM106 162V161H105ZM166 162V160H165ZM190 162V161H189ZM192 162V161H191ZM31 163V164H30ZM110 163V162H109ZM150 163V162H149ZM148 163V164H149ZM159 163V162H158ZM188 163V162H187ZM256 163V162H255ZM30 165L26 168H24L25 165ZM103 164V163H102ZM107 164V163H106ZM117 164V163H115ZM153 165V163H151ZM184 164V163H183ZM257 164V163H256ZM259 164V162H258ZM263 164V162L261 163ZM109 165V164H107ZM114 165V164H113ZM118 165V164H117ZM166 165V164H165ZM189 165V164H188ZM78 166V169H76V167ZM144 166V165H143ZM257 166V165H256ZM260 166V165H259ZM17 167V168H16ZM112 167V166H111ZM114 167V166H113ZM145 167V173H140L141 175L143 174H146V175H143V176H148V175H153V176H157V174L155 175V173L153 174L151 170H155L153 168H147V166H144ZM153 167V166H151ZM183 167V166H182ZM21 168H23V172H21ZM29 172H27L28 169H32ZM197 168V167H196ZM19 172V174L15 173V171ZM107 169V168H106ZM205 169V170H204ZM247 169V170H245ZM260 169V168H259ZM86 170V171H85ZM91 170V169H90ZM105 170V169H104ZM111 170V169H110ZM115 170V169H114ZM164 170V169H162ZM168 170V169H167ZM178 170V169H176ZM264 170V169H263ZM136 171V170H135ZM138 171V173H139ZM157 171V169H156ZM253 171V170H252ZM21 172V173H20ZM40 172H44V176H39L38 173ZM90 175H88L87 173ZM161 172V171H160ZM160 172L158 174H160ZM175 172V171H174ZM237 172V171H236ZM257 172V170H256ZM75 174L73 176L72 179H69V176L72 175V174ZM101 173V172H100ZM110 173V172H109ZM117 173V174H116ZM135 172H133V175ZM254 173V171L252 172ZM259 173V172H258ZM258 173H255V174H258ZM262 172H260L261 174ZM31 174V176H30ZM102 174V173H101ZM100 174V175H101ZM114 174H116L115 176H113ZM166 174V173H165ZM26 175V176H25ZM164 175V174H163ZM262 175V174H261ZM82 176V177H80ZM106 176H108L106 174ZM130 176V177H129ZM138 176V175H137ZM211 176V175H210ZM236 177V178H233ZM260 176V175H259ZM258 176V177H259ZM32 177H35V179H28V178H32ZM77 177H80V178H84L86 180V186L84 187L83 190L80 191V193H83V194H86L83 198L82 201H87V199L90 197L92 198L91 196H95V198H92L93 202L95 203L94 207L91 206V205H86L87 203H85L86 206H88V210H86L87 212L86 213H83L82 215L80 214V208L83 207L81 205H79L80 203H77L75 202L76 200H78L79 202V197H78V193L76 195L73 194V189L75 188L74 185L75 183H73L75 181V178L77 179ZM99 177V176H97ZM103 176H101L102 178ZM126 177H129V178H126ZM141 177V176H140ZM149 177V176H148ZM167 177V176H166ZM257 177V178H258ZM261 177V176H260ZM144 178V177H143ZM153 179V178H152ZM151 179V180H152ZM262 179V178H261ZM143 180V179H142ZM188 180V179H187ZM260 180V179H259ZM101 181V180H100ZM194 181V182H195ZM264 181V180H263ZM102 182V181H101ZM181 182V183H182ZM202 182V181H201ZM207 182V180H205V183ZM142 183V182H141ZM149 183H151V187L148 188L149 186ZM193 183V182H192ZM259 184V183H258ZM184 185V184H183ZM193 185V184H191ZM207 185H210L209 183ZM260 186V185H259ZM56 187L55 189H52ZM105 187H108L106 189H104ZM245 188L244 190H242V188ZM202 188V187H201ZM260 188V187H258ZM13 189H15L16 193H15V198L11 199L12 201H9V200H4L5 197H7L8 199H10V196L8 194L9 191H12ZM52 189V190H51ZM164 189V190H163ZM75 190V189H74ZM91 190V191H90ZM162 191L163 193L160 192V194L157 196L159 197V199H156V197H150V199H143L145 198V195L146 194H149L150 191ZM202 191V190H201ZM13 192V191H12ZM75 192V191H74ZM154 193V192H153ZM159 193V192H157ZM156 193V194H157ZM70 194H73V195H70ZM263 194V196H262ZM14 195V194H13ZM80 195V194H79ZM88 195H91V196H88ZM189 198V197H188ZM81 199V198H80ZM89 200V199H88ZM97 200H101L102 201V204L105 206V209H107L105 211L104 214H101L103 212L100 213L99 209L96 208L97 206ZM144 200V201H143ZM168 200V201H169ZM186 200V199H185ZM53 201V202H55ZM163 201V200H162ZM110 202V203H109ZM167 202V200H166ZM170 202V201H169ZM169 202L167 204H169ZM45 205L47 206V208L49 207L48 204H46V202H44ZM84 203V202H83ZM146 203V204H145ZM36 204V205H37ZM38 204V205H39ZM56 204V202H55ZM54 204V205H55ZM58 204V203H57ZM89 204V203H88ZM101 204V202H100ZM83 205V204H82ZM178 205V206H177ZM227 205V206H226ZM40 206H43V205H39ZM81 206V207H80ZM235 206V205H234ZM85 207V206H84ZM185 207V208H184ZM192 207V206H191ZM233 207V206H232ZM51 208V207H50ZM151 208V207H150ZM169 208V207H168ZM184 208V209H183ZM18 209H19V206H18ZM37 209V208H36ZM42 211L43 209L45 208H41ZM39 208L38 211L41 210ZM82 209V208H81ZM49 210V209H48ZM46 210V211H48ZM184 210V212L182 213V211ZM45 211V210H44ZM43 211V212H44ZM15 212V213H14ZM181 212V214L179 216H177V213ZM207 212V211H205ZM248 212V211H247ZM73 213V212H71ZM82 213V212H81ZM93 213H95V215H93ZM111 213V214H110ZM218 213V214H219ZM42 214V213H41ZM45 214V213H44ZM210 214L208 215V219L210 217ZM238 214V213H237ZM250 214V213H249ZM34 215L32 218L28 217L25 221L23 222H20L22 223L21 226H27L26 228L24 227H21L20 224L18 225H13L12 224V227L15 228L14 230H16L14 233V230H13V233H9L6 232L5 234H3V237L4 239H2L4 241V243H2L1 241V246H0V263H4V264H37L36 262L34 261H31V260H28L27 257L25 256L26 253L28 252L25 249H23L22 247H27V244H29L27 242L31 240V236H38L39 234H45L47 237H48V234L50 232H46L48 230V226L46 225V227L44 226L46 223H47V216L43 217V214H42V217L40 218V214H36L38 215V217H36L37 220L34 219ZM232 216V218L234 219H241V217L239 216H235L234 214H230V216ZM240 215V214H238ZM32 216V215H31ZM195 216V217H194ZM175 217V218H176ZM206 216H204L205 218ZM217 217V216H216ZM246 217V216H243V218ZM253 217V215H252ZM73 218V217H72ZM174 218V219H175ZM183 218V216L181 217ZM250 218V217H249ZM262 217H260L259 219H261ZM264 218V217H263ZM51 219V217H50ZM195 219V220H194ZM254 219V218H253ZM252 219V220H253ZM140 220V219H139ZM183 220V219H182ZM247 220V219H246ZM251 220V221H252ZM143 220H141V223H142ZM147 221V220H146ZM145 221V222H146ZM168 221V220H167ZM170 221V220H169ZM237 221V220H236ZM250 221V220H249ZM39 222V223H37ZM49 222V221H48ZM65 222H68L69 221H65ZM131 222V223H132ZM138 222V220H137ZM171 222V221H170ZM169 222V223H170ZM209 222V221H208ZM238 222V221H237ZM241 222V221H239ZM243 222V221H242ZM256 222V220H255ZM41 223V225H40ZM74 223V222H73ZM77 223V222H76ZM75 223V224H76ZM111 223V222H110ZM135 223V222H134ZM162 223V222H160ZM211 223V222H210ZM226 223V222H225ZM261 223V222H260ZM259 223V224H260ZM109 224V223H108ZM140 224V223H138ZM143 224V223H142ZM142 224H140V228L143 229L145 226H143ZM152 224V223H151ZM164 224H167V223H164ZM173 224H175L173 226ZM194 224V225H193ZM118 225V224H117ZM127 225V223L125 224ZM142 225V226H141ZM158 225V224H157ZM199 225V223H198ZM9 226V224H8ZM78 226V227H77ZM115 226V225H114ZM119 226V225H118ZM128 226V225H127ZM225 226V225H224ZM125 227V226H124ZM151 228V231H148L147 230V234L148 236L150 237V239L153 241L154 239V235H157L156 236V240H159L160 239V243L162 245H164L163 243V235H159V234H156L155 231H160L162 229H159L158 227L159 226H148ZM160 227H162V224L160 225ZM165 227V226H164ZM179 227V226H178ZM192 227H195V229L197 230H200L199 228H202V227H207L208 229V232H203V233H199V234H196L194 231L193 233L191 234H188L186 231L188 230V228H192ZM11 228V229H13ZM216 228V227H215ZM190 230V229H189ZM127 231V230H126ZM128 232V231H127ZM142 232V231H141ZM199 232V231H198ZM260 232V230H259ZM263 232V231H262ZM129 233V232H128ZM139 233V232H138ZM1 234V233H0ZM41 234V235H42ZM107 234L108 237H111L113 240V245L110 246L109 248H107L106 250H100V256L95 259V254L97 253L99 247H96V242H95V239H100V237L102 235H105ZM143 234V232H142ZM154 234V235H153ZM262 235V233H261ZM143 236V235H142ZM141 235L139 237H142ZM146 237V236H145ZM168 237V236H167ZM177 237V236H176ZM169 238V237H168ZM26 239V240H25ZM55 239V238H54ZM53 239V240H54ZM102 239V238H101ZM100 239V240H101ZM164 239H166V237H164ZM177 238H175L174 240H176ZM199 240L197 242V240ZM34 240V239H33ZM67 240V239H66ZM80 240V242H79ZM103 240V239H102ZM107 241V240H106ZM169 241V239H168ZM167 241V242H168ZM214 241V242H213ZM32 242V241H30ZM39 242H42L39 241ZM99 242V241H98ZM109 242V241H108ZM43 243V242H42ZM108 244V243H107ZM148 244V243H147ZM40 245V244H39ZM89 245H91V249H89ZM5 246L8 250L11 251V253H8L7 256L6 254H3L2 253V250H4L2 247ZM82 246H85L86 249L88 250H85L84 247ZM167 246V245H166ZM233 247H239V252L241 253V255L239 256H236L235 258H232V256L229 254V252L232 250ZM5 248V249H6ZM22 248V249H20ZM104 249V248H102ZM164 250V248H161ZM145 251V253L148 255H141V253H143L142 251ZM237 250V249H236ZM149 251H151L152 253H150ZM229 251V252H228ZM15 252H17V255L15 254ZM113 253V256L109 257V254L110 253ZM163 252V251H162ZM86 253V254H85ZM160 253V254H159ZM8 255H12V257H9ZM53 255V254H52ZM57 255V254H56ZM66 255H69V254H66ZM65 255V256H66ZM74 255V254H73ZM130 255V257H129ZM72 256V255H71ZM204 256V257H203ZM6 257H8L9 259H7ZM30 257V256H28ZM88 257V258H86ZM69 258V257H68ZM74 258V257H73ZM85 258L87 259V262L85 261ZM125 258H129L128 262H125ZM205 258V259H203ZM35 259V258H34ZM66 259V258H65ZM72 259V258H71ZM63 260V259H62ZM68 260V259H67ZM66 260V261H67ZM52 261V260H50ZM38 262V261H37ZM53 262V261H52ZM69 262V261H68ZM44 263V262H43ZM55 263V262H54ZM63 263V262H62ZM143 263V262H142ZM58 264V263H57ZM78 264V263H77ZM141 264V263H140ZM143 264H147V263H143Z\"/></svg>", "mask_w": 264, "mask_h": 264}, {"label": "snow or ice", "instance_id": "6c2138e0", "mask_svg": "<svg viewBox=\"0 0 264 264\" xmlns=\"http://www.w3.org/2000/svg\"><path fill=\"white\" fill-rule=\"evenodd\" d=\"M20 2V0H18ZM135 5L136 0H131ZM253 5H255V0H251ZM106 3L118 9L119 20L114 25L117 29V33L114 38L117 40L121 39V34L131 41L135 45V49L139 52L140 56L144 61H148L149 58L155 59L164 54L168 58L169 53L175 52V49L169 48H157L150 45L143 39L137 37L126 22L125 16V3L126 0H106ZM158 5L161 8H167L169 5L173 9H179L184 14L185 17L190 18L191 24L189 25L188 20L178 21L181 28L190 27L197 35L201 37H209L207 40L208 45L214 46L218 49L227 50L229 47H239L243 51L249 52L252 55H257L258 53H264V13H257L254 9H250L246 0H158ZM87 8V3L84 5ZM26 11L30 16L42 18L43 21L58 25L61 29H66L67 32L72 33L74 30L70 28L66 23L54 19L52 16L40 11L37 8L25 5ZM140 15L146 16L147 19L159 23L155 15H149L144 11H140ZM173 15H178L177 12H173ZM96 35L93 34L89 37V42L94 41ZM205 57H215L219 60H228L227 55H222L219 51L213 50V47H201L198 50L190 51L184 54L182 60L179 56L176 59L168 58L169 64H175L177 62L184 61H197ZM237 60L240 59L239 56L236 57ZM247 68V65H246ZM8 72H12L13 69L8 67ZM220 79H225L227 82H236L238 80H244L248 91L247 94L239 101L241 105H249L250 99H255L260 103L264 104V67L248 68L246 72H241L239 76L231 73H221ZM27 83V81H25ZM198 84L207 85L214 92L221 91V85L217 78L201 77L197 82ZM235 86V84H233ZM225 94L227 92L225 91ZM185 96H196L201 99L204 103H210L208 99V92L202 88H190L188 92L183 93ZM44 101L41 99L40 103ZM215 107V105H212ZM133 107L132 105H121L112 104L105 106L104 110L109 111L115 109L119 112V119L121 123L125 121L126 112L123 110L125 108ZM136 109H145L148 119L150 121L154 120L155 116H163L166 118L169 125H183L185 127L189 126V116L188 112L190 109H184L179 106L176 101L162 102V103H136L134 105ZM135 123L140 125L142 121L139 117L136 118ZM255 123V122H254ZM15 127V126H13ZM251 127V125H250ZM134 130V129H132ZM215 172L217 169L212 168ZM39 176H44V172L38 173ZM75 174L69 176L72 179ZM187 187V186H185ZM15 191V189H13ZM91 191V190H90ZM171 189L165 192L166 196L176 204L180 201L176 199L175 196L171 195ZM193 192L199 193V188H193ZM89 201V205H91ZM101 212L106 211L103 204L99 206ZM83 214V213H80ZM95 215V213H93ZM53 220L58 219V217H52ZM129 228H132L131 224H128ZM48 229L55 232L56 229L53 225H49ZM62 235V233H61ZM4 239L0 236V240ZM37 239L42 240V242L47 244V236L37 237ZM36 244H27V247L32 249L38 247ZM91 249V245H89ZM43 251V249H41ZM74 259V258H73Z\"/></svg>", "mask_w": 264, "mask_h": 264}]
</instances>
